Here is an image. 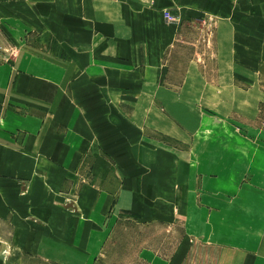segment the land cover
Wrapping results in <instances>:
<instances>
[{
  "label": "crops",
  "instance_id": "1",
  "mask_svg": "<svg viewBox=\"0 0 264 264\" xmlns=\"http://www.w3.org/2000/svg\"><path fill=\"white\" fill-rule=\"evenodd\" d=\"M165 11L178 23L166 22ZM193 21L214 31L209 47L201 48L200 35L187 29ZM0 22L2 46L9 43L20 51L18 59L0 63L3 150L18 138L24 145L40 144L46 131L56 129L58 134L65 126L72 135L77 121L81 125L85 120L89 127L93 121L83 112L96 110L85 100L88 94L102 89L105 95L106 89L126 81H132L131 93L138 96L129 123L137 122L135 129L147 126L176 137L178 128L176 138L189 143L184 125L163 119L162 113L171 110V94L177 96L179 109L204 105L217 126L264 125V0H0ZM176 54H183L182 63L189 64L179 71L177 93L165 88L164 81L173 75L161 71ZM211 63L218 65L215 78L202 67ZM117 89L122 94L123 88ZM71 115L72 121L67 119ZM201 128H195V136ZM162 148L139 152L130 147L147 178L130 176L120 185L119 196L100 206V211L107 206L109 212L127 213L143 226H164L169 240H177L165 250L143 249L146 264H264V151L242 153V164L256 157V167L240 170L226 163L203 173L186 159H200V153ZM227 154L213 159H231ZM168 156L173 161L169 166L164 164ZM5 170L1 168V181H8ZM12 188L1 185L0 213L29 207L37 215L33 229H41L38 218L45 202L24 195L14 200L8 194ZM39 234L31 231L30 236ZM4 248L0 241V264L8 260Z\"/></svg>",
  "mask_w": 264,
  "mask_h": 264
},
{
  "label": "rangeland",
  "instance_id": "2",
  "mask_svg": "<svg viewBox=\"0 0 264 264\" xmlns=\"http://www.w3.org/2000/svg\"><path fill=\"white\" fill-rule=\"evenodd\" d=\"M186 27L196 31L199 28L200 32L193 33L197 38L200 35L201 48L213 43L215 33L211 27L204 26L200 21H193ZM2 29L0 22V63H7L18 59L20 51L9 43L2 46L5 42ZM185 59L183 54L171 55L169 62L162 66L161 71L167 70L173 75V79L164 81L166 90L177 93L182 82L179 71L189 65L182 63ZM202 67L209 76H217L218 65L215 63ZM126 82L127 85L122 82V94L117 89L121 87L106 89L105 95L101 94L102 89L88 94L85 100L96 110L83 112L89 113V120L93 121L89 127L85 126V120L81 125L77 121L72 135L66 132L65 126L59 128L58 134L56 129L46 131L40 144L24 145L18 138L15 143L7 145L8 149L0 147V159L4 158V162L0 160V171L6 168L5 171L10 173L5 177L8 181L0 180V189L3 183H9L13 188L8 194L14 200L24 195L33 197L36 203L41 200L42 204H46L38 218L41 226V229L37 226L38 230L33 229V221H37L34 209L25 206L15 207V210L10 208L8 212L1 209L0 241L5 247L4 257L8 259L5 264H146L143 249L149 246L150 249L165 250L177 243V240H169L170 232L164 226H143L127 213L109 212L107 206L101 208V214L100 206L108 204L113 196L118 197L120 185H124L130 176L138 174V180L147 178L143 176L141 162L133 160L130 147L139 152L154 149L153 145L157 146L155 151H163V146L186 153L192 149L200 153L201 158L194 160L186 156L187 163L200 168L203 173H209L210 167H225L226 163H232L240 170L242 167H256V153H251L253 160H247L244 165L240 157L243 152L264 151V125L262 129L238 125L231 128L227 124L229 122L217 126L204 105L202 109L195 110L196 106L192 103L187 104V110L179 109L177 96L171 94L167 96L171 110L162 113L165 116L163 119L184 125L189 130V143L176 138L178 128H174L173 135L176 137L147 126L139 125L135 129L137 122L133 126L129 123H133L131 109L138 96L131 93L132 81ZM71 101L70 104L68 101L69 105ZM61 114L63 117L60 119H65V113ZM72 118L71 115L67 119L72 121ZM161 121L159 118L158 122ZM201 124L202 128L195 136V128ZM257 130L262 131V135H258ZM78 133L83 137L79 139ZM10 147L13 151L9 150ZM68 153H72L71 158L67 157ZM210 153L212 158H209ZM226 154L232 158L213 159L216 155ZM165 161L167 166L173 162L169 156ZM61 173L62 177H59ZM51 202L53 205L49 204ZM103 215L105 220H100ZM31 231L40 234L30 236ZM180 234L179 227L176 235Z\"/></svg>",
  "mask_w": 264,
  "mask_h": 264
},
{
  "label": "built area",
  "instance_id": "3",
  "mask_svg": "<svg viewBox=\"0 0 264 264\" xmlns=\"http://www.w3.org/2000/svg\"><path fill=\"white\" fill-rule=\"evenodd\" d=\"M165 19L168 23H176L178 19L175 18L169 11L165 12Z\"/></svg>",
  "mask_w": 264,
  "mask_h": 264
}]
</instances>
